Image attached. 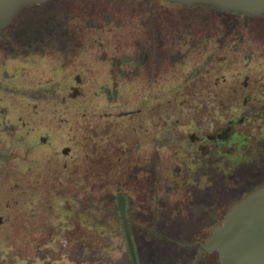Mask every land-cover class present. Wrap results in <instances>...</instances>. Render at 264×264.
<instances>
[{
  "label": "rangeland",
  "instance_id": "obj_1",
  "mask_svg": "<svg viewBox=\"0 0 264 264\" xmlns=\"http://www.w3.org/2000/svg\"><path fill=\"white\" fill-rule=\"evenodd\" d=\"M170 10L173 11L171 14L179 12ZM187 14L194 17L195 26L202 24L207 27L213 23L224 31L226 57L220 71L224 73L225 80L213 84L217 70L206 71L202 77L204 70L198 71L195 58L193 66H190L191 58H188L184 66L178 64L176 70H162L160 104L167 122L163 128L174 127L171 123L174 117L170 113L176 112L184 122L176 125L178 132L230 128L231 132H241V145L235 147V142L230 146L225 144L222 148L226 151L225 157L220 161L205 162L207 165L202 166L201 161H196L199 155L194 156L193 150L189 151L191 155L187 152L185 156L184 152L178 151L171 157L173 151L167 147L168 144L180 140L170 139L166 146L163 144L158 151L159 161L167 163L172 172L175 165H181L191 172L190 176L198 179L190 186L188 183L174 185L162 182L159 194L170 203L178 199L180 193L187 195L189 189L202 192L208 181L206 176H229L237 165L245 170L241 173V186L250 185L247 180L258 179L264 173V16L225 13L218 8L198 4ZM196 17L207 21L201 22ZM251 50L254 56L249 60L246 55ZM90 52V42L86 40L79 52L67 58L64 70L59 72V76L65 78L60 85L54 84L53 79L42 95H36L39 87L34 86L30 125L36 136L47 134L48 142L42 154L49 157L48 165L41 167L37 162L33 170H29L20 158H0V213L4 217L0 224V264H99V260H95L99 253L109 256L114 264H128L127 245L121 222L116 216L115 197L121 192L130 198V202H135L141 198L144 186L151 184L122 181L113 172L112 164H125L126 151L120 148L125 146V141L132 140L134 128L140 126L139 121L148 122V119L145 114H117L120 110L141 104L139 87L135 82L129 86L126 97L121 93L119 101L94 98L93 56ZM183 70L191 73L195 84L191 95L180 102V98L174 99V89ZM57 72L48 69L44 76L51 79L54 78L51 75ZM76 74L82 78L78 84L82 92L70 96L72 85H77L74 80ZM246 75L249 76V84L243 87ZM3 98V103L14 114L18 113L20 106L25 108V102L14 101L9 95ZM105 112L111 114L105 115ZM0 144L5 148L15 145L4 134L0 136ZM64 145L70 146V154H62ZM38 150L41 149L35 148V154ZM131 152L135 154V158L128 161L132 173L131 165L137 162L136 154L144 152L149 155L152 152ZM37 169L44 170L45 180L37 175ZM74 171L81 175V181H70ZM230 180L218 184L223 192L212 194L214 196L206 200L207 206H214L219 200L229 205L236 199L231 198L234 194L230 192V185L239 184ZM130 208L134 212L138 210L136 206ZM101 241L107 242L108 247L97 252L96 247ZM157 250L158 247L153 245L139 246L140 264H164L159 260Z\"/></svg>",
  "mask_w": 264,
  "mask_h": 264
},
{
  "label": "flooded vegetation",
  "instance_id": "obj_2",
  "mask_svg": "<svg viewBox=\"0 0 264 264\" xmlns=\"http://www.w3.org/2000/svg\"><path fill=\"white\" fill-rule=\"evenodd\" d=\"M197 4L212 6L203 3L187 5L174 0H45L23 5L3 27V33H0V136H8L12 144H15L10 148L0 144V158H20L25 161L29 170H33L37 162L44 167L49 161V157L45 158L42 154V149L48 142L47 134L39 133L36 136L30 125L34 86L36 84L39 87L36 95H42L53 79L54 84L60 85L65 78L59 76V72L64 70L67 58L79 52L86 40L90 42V53L93 56L91 77L95 83L94 98L119 101L121 93L126 97L129 86L137 83L141 104L120 110L117 114H145L148 122L141 119L140 126L134 128L132 140L125 141V146L120 148L126 151L125 164L118 165V162L112 164V167L116 176L124 182L132 180L140 184H151L144 186L141 198L135 202H130V198L124 193L118 194H122L125 200V213L137 258L139 246L153 245L158 247V258L164 264H219L217 251H206L202 243L210 234L212 226L223 220L234 203L264 184L263 173L258 179L247 180L246 183H251L250 185L241 186V173L245 170L237 165L229 176H206L208 181L203 187L204 192L189 189L187 195L180 193L179 198L172 203L159 194L164 181L174 185L178 182L188 183L190 186L192 181L198 180L190 176L191 172L181 165H175L172 172L167 163L159 161L158 151L163 144L167 145L168 140H180L175 144H168L167 147L173 151L171 157L178 151L184 152L185 156L187 152L191 155L189 151L193 150L194 156L199 155L196 161H201L202 166L225 157L226 151L222 149L224 146H230L234 142L235 147L241 145V132H231L230 128L178 132L176 125L184 122L180 120L181 117L176 116V112L170 113L174 117L171 122L174 127L163 128L167 126V122L166 117L162 116L160 104L162 70H176L178 64L184 66L188 58H191L190 66H193L195 58L198 71L204 70L202 77L206 71L217 70L213 84L225 80L224 73L220 71L226 57L225 33L213 23L207 27L202 24L194 25V17L187 12ZM170 8L178 10V14H171L173 11ZM200 21L207 19L202 17ZM192 55L195 56L191 57ZM246 56L251 60L253 50ZM99 66H102L100 70ZM48 69L58 71L51 75L54 78L44 76ZM179 77V83L174 89V99L180 98L182 102L191 95L195 83L190 72L183 70ZM248 79L249 76L246 75L243 87L248 86ZM74 80L77 85H72L70 96L82 92L79 88L81 76L76 74ZM5 95L19 103L25 102V108L20 106L18 113L14 114L3 103ZM110 114L111 112H105V115ZM37 147L41 150L35 154ZM141 150L152 153L136 154L137 162L131 165V173L128 161L135 158L131 151ZM61 152L63 155L70 154V146L64 145ZM201 157L202 160H199ZM63 166L66 167L67 164L64 162ZM35 172L39 177H46L44 170L37 169ZM74 173L70 175V181H81V175L76 171ZM250 176L254 177L253 174ZM226 179L239 184L230 185V192L234 194L231 198L236 199L229 205L224 200H219L214 206H207L206 200L214 196L212 194L219 195L223 192L218 184L226 182ZM131 206H136L137 212L131 211ZM116 207V216L121 222L127 245L117 201ZM3 221L4 217L0 213V224ZM78 225H81L79 221ZM137 231L142 232L137 235ZM126 256L129 264L131 258L128 245Z\"/></svg>",
  "mask_w": 264,
  "mask_h": 264
},
{
  "label": "water",
  "instance_id": "obj_3",
  "mask_svg": "<svg viewBox=\"0 0 264 264\" xmlns=\"http://www.w3.org/2000/svg\"><path fill=\"white\" fill-rule=\"evenodd\" d=\"M45 0H0V33L13 15L23 6ZM192 5L203 3L218 9L264 15V0H174ZM132 264H140L125 213L122 194L116 197ZM203 248L217 251L219 264H264V184L245 194L226 212L223 220L211 228Z\"/></svg>",
  "mask_w": 264,
  "mask_h": 264
},
{
  "label": "trees",
  "instance_id": "obj_4",
  "mask_svg": "<svg viewBox=\"0 0 264 264\" xmlns=\"http://www.w3.org/2000/svg\"><path fill=\"white\" fill-rule=\"evenodd\" d=\"M108 247V243L107 242H105V241H101V242H99L98 243V245H97V247H96V251L98 252H101V251H103V250H105L106 248ZM95 260L98 262V260H99V264H101V263H104V264H114L115 262L109 257V256H103V254L102 253H99V255L98 256H95ZM100 261H101V263H100ZM130 262H131V264H132V261L129 259V264H130ZM140 263V262H139ZM97 264V263H96Z\"/></svg>",
  "mask_w": 264,
  "mask_h": 264
}]
</instances>
